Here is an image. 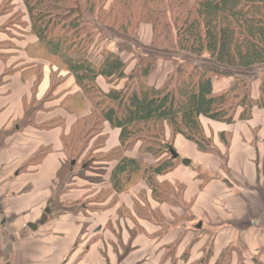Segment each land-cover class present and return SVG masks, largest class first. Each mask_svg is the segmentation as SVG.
<instances>
[{
	"label": "crops",
	"instance_id": "0c3cea01",
	"mask_svg": "<svg viewBox=\"0 0 264 264\" xmlns=\"http://www.w3.org/2000/svg\"><path fill=\"white\" fill-rule=\"evenodd\" d=\"M13 1L22 9V1ZM32 37L30 45L35 43ZM10 38L0 33V45L11 41L16 47L1 49L4 54L0 56V264H107L112 256L117 264H190L207 241L212 249L208 264H214L228 247L241 245L249 259L264 246V107L254 108L250 120L229 125L200 118L214 153L202 152L194 143L175 137L172 145L178 164L157 181L171 189L181 188L179 199L152 198L140 177H134V186L115 193L108 179L116 162L113 157L102 160L118 149L119 131L108 123L102 124L99 134L102 145L94 148L103 155L94 162L93 173L85 166L75 171L73 164L64 171L63 139L77 120L62 104L65 93L76 90L71 77L67 86L61 83L54 98L43 103L30 125L17 126L23 120L25 104L47 93L50 71L42 67L38 81L23 73L12 60L25 52L28 44L23 40L28 37ZM176 62L166 60L164 68L170 67L163 78L156 83L151 74L147 84L159 86ZM96 83L103 92L112 88L102 77ZM229 83V78L214 79V92L226 89ZM121 86L122 82L117 87ZM251 96H258L257 82L252 84ZM87 106L82 108L84 112ZM220 134L225 135L226 143ZM138 149L139 144L124 154L142 164L154 163ZM184 159L189 161L187 165H182ZM90 176L103 182L91 184ZM183 209L200 237L186 261L182 256L190 241H183L176 227L167 230L163 223L164 229L153 219L170 223L169 219L180 218ZM159 232V242H153L151 237ZM123 233L126 238L129 233L135 236L127 238L122 255L120 247L115 250L111 245L115 246L114 235ZM235 255L232 253V261Z\"/></svg>",
	"mask_w": 264,
	"mask_h": 264
},
{
	"label": "trees",
	"instance_id": "16d2710c",
	"mask_svg": "<svg viewBox=\"0 0 264 264\" xmlns=\"http://www.w3.org/2000/svg\"><path fill=\"white\" fill-rule=\"evenodd\" d=\"M13 2L0 1V33L5 31L10 39L34 36L35 43L24 51L42 49L57 58L66 72L63 77L50 74L47 93L25 104L23 120L17 126L30 125L34 114L70 76L76 90L67 91L62 104L70 112L74 105L82 110L89 103L93 113L79 118L64 137L65 167L76 166L89 139L108 123L119 131V147L109 154L116 162L108 179L112 192H122L134 177H140L152 198L164 199L167 194L161 188L166 183H159L157 177L178 164L168 151L176 136L202 152L214 153L200 118L229 125L250 120L254 108L264 107V0H22V9ZM141 25L150 27L153 48L205 59L214 68L177 61L159 86L148 85L158 58L134 52L125 42L115 41V49L107 45L114 41L111 31L131 38ZM6 45L16 48L11 41ZM92 52L97 61L90 59ZM122 53L130 54V59L123 60ZM32 67L29 63L21 69L26 73ZM251 70L257 71L252 80L240 75ZM99 77L112 88L103 92L96 83ZM221 78H229L230 83L214 92L213 80ZM120 82L122 86L117 87ZM254 82L257 98L251 96ZM220 139L227 142L224 134ZM136 144L139 153L154 159L153 164H142L124 154ZM230 249L221 251L214 264H223L227 258L229 264L227 254L234 253ZM187 257L185 253L182 259ZM211 257L210 247L200 262L207 264ZM249 264H264V246L251 256Z\"/></svg>",
	"mask_w": 264,
	"mask_h": 264
},
{
	"label": "rangeland",
	"instance_id": "374dc122",
	"mask_svg": "<svg viewBox=\"0 0 264 264\" xmlns=\"http://www.w3.org/2000/svg\"><path fill=\"white\" fill-rule=\"evenodd\" d=\"M17 1L20 3L22 0H17ZM8 17H9V15H6V18L5 17L4 18L7 19ZM4 32L5 31H2V33H4ZM111 33H112V37H114V39H113L114 41H112L110 44H107V45H109L110 48L115 49V44H116L115 41L116 42H125L127 44L132 45L131 49L137 50V53H139V54H142L144 56L158 58L157 64H159L160 66L158 67V65H157V67H156L157 69L151 75L152 76L151 81H154L156 83H158V81H160L163 78L164 73L170 67L167 64L168 68H164L165 67L164 62L166 60L172 59V60H176L178 62L188 60V61H193V63H196L197 65L202 66V67H209L212 69L214 68L212 63H210L209 61H207L205 59L189 58L184 53H181V52L176 51V50H160V49L153 48L151 46L152 36L150 34V27L147 25L140 26L137 35L135 37H131V38H125L122 35H118L114 31H111ZM26 35H24V36H26ZM27 37H28L27 38L28 40H23V44H28L29 46H31L28 43V41L30 42L33 39V37L31 35H27ZM2 46H3L2 47L3 49H8V47H9L5 43ZM30 50H31V48H30ZM30 50L28 51L30 53L21 51L20 54L14 55L15 58H13L12 61L16 60L17 65L21 66V67H25V66H27V64L32 63L33 64L32 70H29L26 73L29 75H33L36 78V81L40 80L39 77L41 76L42 67H47L49 69L51 75L56 74V75H58V77L64 76V74L66 72L64 70V67L59 63V60L57 58H54V57L48 55L42 49L37 50L36 52L30 51ZM121 56L126 61L128 59H130V57H131L127 53H122ZM89 57L91 60L97 61V59H98V58H95V52H92L89 55ZM133 63H134V61H131L129 66L132 67ZM56 70H58V73H56ZM263 70H264V68H263ZM53 71H55V73ZM230 73L234 74L235 72H230ZM240 75L245 76L248 79L252 80L257 75V71L251 70L249 72L241 73ZM69 78H70V76H67V78H65L61 83H64L65 84L64 86H67L70 83ZM50 79H51V76H50ZM74 104L75 103H71L72 106ZM87 105L88 106H87V109L85 112L83 110L77 109L76 106L74 105L72 107L71 111L68 112V114L72 117L75 116L77 118V120L79 119V117L82 118L83 116H85L84 114H88V115L92 114L93 109H92L91 105L89 103ZM93 138H95V140L93 142H91V140ZM100 138H101V136L99 134H94V136H92L89 139V143L86 144L87 149H85L84 155L78 159L76 158V156H74V159H77L76 160V166L74 169L75 171H77V169H80L81 166L85 165L87 167V172L93 173V169L95 168L94 162L99 160L100 156L103 155V154L99 155V154L94 152L95 151L94 148H97V147L102 145ZM136 145H138V144H136ZM105 157L106 158H103L102 161H104L105 159L110 160L112 158V156H110L109 154H108V156H105ZM71 158H73V157H71ZM67 169H68V167H66V171H67ZM64 171H65V166H64ZM89 180H90L91 184H94V185H96L97 183L100 184L101 182H103V181H101V179L95 178L94 176H90ZM136 182H137V178H133L131 184H129L128 187L134 186L136 184ZM161 190L163 191V193L167 194V197H175L176 199H179V195L181 193V188L178 187L176 189H171V188H169L168 185H163ZM161 198H163V197H161ZM153 219H154V221L158 222L159 225L161 224L162 228L166 227L167 230L168 229L170 230V229H173L176 227L179 231H181V234H180L182 236L181 239L183 241L184 240L190 241V246L188 245V247H186V250L184 252V254L187 253V255L189 256L191 247L194 246L195 243H198L200 237L198 234L194 233L192 230L194 228L192 227L193 224L191 223V218H190V215L188 214V212L183 209V214H181L180 218H174L173 217V218L169 219L171 221L170 223H165L163 221V219H159L158 217H155ZM163 223H164V227H163ZM164 229L162 230V232H164ZM123 234L124 235H121V234L116 235L115 234L114 235L115 237L112 240L113 244L115 243V246L111 245L114 247V249L120 247V251H121L122 255L126 253V250H125L126 245L124 243H126V241H129V239H127V238L129 237L131 239L132 237L135 236L134 234L129 233V234H127V238H126V233H123ZM180 235H179V237H180ZM156 236L161 237L162 235L160 233L159 235L156 234V235L152 236L151 240L153 242H159L160 239L156 238ZM208 249H210L209 241H207L205 244H203L200 247V249L196 252V254L191 257L190 264H205L204 262H200V261L205 257ZM169 250H170V248H169ZM230 251H232L236 254L235 255L236 258H234L233 261L230 258L229 264H232V262H233V264H249L250 263V260H249L250 258L248 259V256L245 255V251L241 245L237 244V245L232 246ZM168 252H170V251H168ZM171 254H173V250L171 251ZM228 255H229V257L232 256V255H230V253H228L227 256ZM112 257H110V258L106 257V258H108L107 264H111V263L117 264L118 263V261H115V257H113V258ZM228 260L229 259L227 258V260H225V262L223 264H228L227 263Z\"/></svg>",
	"mask_w": 264,
	"mask_h": 264
},
{
	"label": "water",
	"instance_id": "95a60500",
	"mask_svg": "<svg viewBox=\"0 0 264 264\" xmlns=\"http://www.w3.org/2000/svg\"><path fill=\"white\" fill-rule=\"evenodd\" d=\"M168 151H169V153H170V155H171L172 158H174V159H177L178 158V154L175 152V150L172 147H169L168 148ZM188 162L189 161L187 159H184L182 161V165H187Z\"/></svg>",
	"mask_w": 264,
	"mask_h": 264
}]
</instances>
